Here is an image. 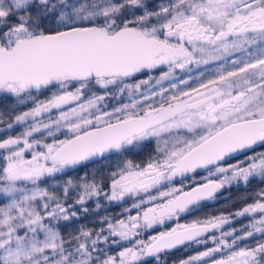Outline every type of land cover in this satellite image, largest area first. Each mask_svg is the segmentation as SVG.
<instances>
[{"label": "snow or ice", "instance_id": "snow-or-ice-1", "mask_svg": "<svg viewBox=\"0 0 264 264\" xmlns=\"http://www.w3.org/2000/svg\"><path fill=\"white\" fill-rule=\"evenodd\" d=\"M180 249L264 264V0H0V264Z\"/></svg>", "mask_w": 264, "mask_h": 264}, {"label": "flooded vegetation", "instance_id": "flooded-vegetation-1", "mask_svg": "<svg viewBox=\"0 0 264 264\" xmlns=\"http://www.w3.org/2000/svg\"><path fill=\"white\" fill-rule=\"evenodd\" d=\"M259 150V149H258ZM145 155V153H142L140 156H137L136 157V159L137 160H140L143 156ZM255 183V182H254ZM251 187V186H250ZM242 189L240 190V191H237L236 189H233L232 190V192L230 193L231 194V196H232V198H233V201H236V200H238V197L241 195V193H242ZM228 193H225V195H227ZM221 203H223V204H225V203H232L231 201H226V200H223V199H221L219 202H217V203H210L209 205H208V207L207 208H205V209H203L202 210V212L201 213H197V215H203V214H205V213H212V214H215L216 213V211L218 210V209H220V208H222V204ZM241 206V205H240ZM120 208L119 207H110V209H109V211L111 212V213H118V212H120ZM222 210H225V209H223L222 208ZM233 209H231V210H226V211H232ZM188 219H192V217H185V220H188ZM180 222H184V220H181ZM168 226L169 227H171L172 226V223L171 222H169L168 223ZM234 226H236V225H234ZM159 230H163L162 228H160V227H158L157 228V231H159ZM149 234H151V232H149ZM173 253V254H172ZM188 254H191V253H188V252H186L185 250H183V249H180V250H174L173 252H171L169 255H168V257H167V262H168V264H174V262L175 261H178L179 259H181V258H184L186 255H188ZM177 257V256H179V258L178 259H173V260H169L168 258H173V257Z\"/></svg>", "mask_w": 264, "mask_h": 264}, {"label": "trees", "instance_id": "trees-1", "mask_svg": "<svg viewBox=\"0 0 264 264\" xmlns=\"http://www.w3.org/2000/svg\"><path fill=\"white\" fill-rule=\"evenodd\" d=\"M70 175H73V176H75L76 174L75 173H70ZM257 185L253 182V184L251 185V188H254V187H256ZM222 205V208L223 209H225V210H231V209H233V208H239L240 207V203L239 202H237V203H235L234 205L232 204V203H225V204H223V203H221ZM222 208H220V209H222ZM89 219H91V217L89 218ZM81 223H88V221H81ZM89 226H92L91 224H89ZM173 254V253H172ZM179 258V256H175V257H173V258H168L169 260H173V259H178Z\"/></svg>", "mask_w": 264, "mask_h": 264}, {"label": "rangeland", "instance_id": "rangeland-1", "mask_svg": "<svg viewBox=\"0 0 264 264\" xmlns=\"http://www.w3.org/2000/svg\"><path fill=\"white\" fill-rule=\"evenodd\" d=\"M17 131H19V129H17Z\"/></svg>", "mask_w": 264, "mask_h": 264}]
</instances>
